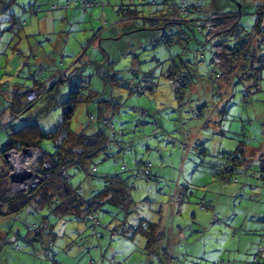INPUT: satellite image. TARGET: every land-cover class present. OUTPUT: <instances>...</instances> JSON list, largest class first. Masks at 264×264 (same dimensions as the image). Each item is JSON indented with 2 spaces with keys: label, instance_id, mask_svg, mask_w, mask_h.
Segmentation results:
<instances>
[{
  "label": "rangeland",
  "instance_id": "obj_1",
  "mask_svg": "<svg viewBox=\"0 0 264 264\" xmlns=\"http://www.w3.org/2000/svg\"><path fill=\"white\" fill-rule=\"evenodd\" d=\"M87 1L90 0H0L1 150L11 141L10 130L18 131L31 123H37L42 132L55 129L62 122L66 110L62 103L68 101L71 90L81 91L71 122L75 131H92L88 109L98 115L100 108L97 122L102 124L111 110L101 100L112 99L123 112L121 119L111 117L117 129L124 130L126 142L122 147L127 148L121 151L113 142L108 150L110 157L106 158L107 153L97 155L93 160L96 175L70 168V183L81 187L89 198L104 187L101 177L119 171L122 162L131 167L135 159L151 161L156 167L151 179L134 183V201L126 226L135 227L146 219L162 221L168 227L174 217L180 227L193 229H187L181 243L175 242L173 258L161 254L160 259L157 253L144 250L146 240L141 235H111L115 226L118 231L124 228L125 212L107 204L99 214L103 252L109 249L120 259L122 252H137L129 259L130 264H216L221 256L232 257L234 264H248L247 258L252 257L248 253L264 247L260 237L264 229V173L260 162L264 156V31L254 35L260 17L258 5L264 12V0H189L200 5V15L205 18L238 14L237 31L225 39L253 41L247 63L254 62L256 70L252 73L244 65L240 71L244 76H237L229 90L222 88L215 66L210 63V48L220 42L219 36L208 41L206 30L194 28L192 32L175 24L150 28V19L158 17L156 13L164 8L163 0H156V4L154 0H91L95 4L86 8ZM33 9L40 11L35 14ZM167 38L172 40L165 42ZM174 59L188 66L181 68L180 75L186 71L194 74L188 77L195 82L191 88L174 91L168 77ZM252 74L258 77L247 80L246 76L251 78ZM60 79L64 81L56 85ZM34 80L45 84V94L34 88L29 101L36 102L25 111L18 102L16 110L22 118L14 119L8 91L17 83L30 87L36 84ZM248 84L254 86L250 94L243 87ZM139 87L146 93L139 94ZM142 107L149 110L148 116L132 111ZM9 122L11 127L3 128ZM53 142L43 139L41 144L53 152ZM241 142L249 145L250 163L244 174L237 175L238 181L230 184L214 178L208 166L219 165L223 162L221 154L234 152ZM12 153L9 167H32L40 160L23 151ZM19 160L21 163L16 164ZM3 170L0 151V175ZM176 188L180 190L176 196L185 201L182 212L173 214L169 201ZM213 198L217 199L214 204L220 218L216 224L210 221L211 212L200 208V202ZM44 217H48L50 227L35 238L27 225L40 223ZM192 217L196 218L194 222ZM232 227L240 228L235 236ZM167 229L168 236L162 242L172 254ZM13 234L19 237L16 244L4 242ZM90 235L89 222L72 216L59 219L46 207L30 204L18 214L0 215V264H86L85 241L94 240ZM112 255L105 254L106 260L111 262Z\"/></svg>",
  "mask_w": 264,
  "mask_h": 264
},
{
  "label": "trees",
  "instance_id": "obj_2",
  "mask_svg": "<svg viewBox=\"0 0 264 264\" xmlns=\"http://www.w3.org/2000/svg\"><path fill=\"white\" fill-rule=\"evenodd\" d=\"M87 2L88 4L85 6L86 8H88V5L95 4L91 0ZM156 2L157 1L154 0L153 4H156ZM99 4L100 2H97V5ZM163 4L164 8L162 12L156 13L158 17L155 16L154 18L150 19L152 22V26L150 27L151 29H155L153 25L163 24L165 27H167L169 24H175L181 27L186 26L188 29H191L192 32H194V28H197L201 31L206 30L208 41H212L214 37L219 36L220 42L214 44L210 48L212 52L210 63L215 66L214 72L216 79L221 81L222 88L225 86L228 87L229 90L232 84L236 81L237 76H244L243 73H240L244 65L246 66L245 68L249 67L252 73L254 70H256L254 62H249V64L247 63V60L249 59V53L253 45L252 39L241 42H239V40L232 42L230 39H225L228 36H234L233 34L237 31L238 22L240 19L238 14H213L209 18H205L204 16L200 15V11H202L200 5L189 0H163ZM164 9L166 10V14L163 13ZM120 10L124 9L120 8ZM32 11L36 14L38 11H40V9H33ZM133 11L134 10H131V12ZM241 14L242 13L240 11V15ZM257 14L260 17L258 20V25L255 28L254 35L258 34L257 32L259 30L264 31V25H262V23H264V12L259 5ZM121 17L126 18V15L122 14ZM176 34L180 35V32ZM168 40H172V38H167L164 41L167 42ZM203 55L204 54H201L202 57H204ZM177 62L178 61L174 59L168 69V77L170 78L171 85L175 92H178L180 87L191 88L195 83L193 78H188L194 77L193 73L186 71L183 72V75H180V71L182 70L181 68L186 69L188 66H186L183 61H181L180 65L177 64ZM196 75H198V78H202L201 75ZM257 75L252 74L251 78L248 76L246 77L247 80H252L258 77ZM65 77H67V75ZM176 80L179 81V86L176 85ZM38 81L34 80L36 84H33L30 87L17 83L14 88L11 87L12 90L9 89L10 91L8 92H10L9 94L12 95V99L9 98V108L14 119L22 118L19 110H16V106L18 107L19 105L18 102L21 101L24 111L36 102L29 101V94L32 92V90H34V88L41 89L43 94H45V84ZM62 81H64V79L58 80L56 85ZM243 87L247 91V94L253 92L251 90L254 87L253 84L251 86L249 84L248 86L243 85ZM137 92L139 94H145L146 89L139 87ZM80 93V90H71L68 101L62 103V105L66 108L62 122L58 124L55 129L48 132H42L37 123H31L24 125L18 131H9L11 141L7 143L4 149L1 150L0 148L3 161L5 163V170H3L0 175V215L8 216L18 214L26 206L35 204L41 208L46 207L50 213L54 214L59 219L65 216H72L77 221L84 220L89 222L90 236H92L95 241V244L88 249V254H91L90 252L92 249L101 251L100 239L103 236L99 232V226L102 223L99 214L103 206L109 204L125 212V217L122 220L124 228L121 231H118L115 226L111 231L112 236L120 235L128 238H134L137 235H141L146 240V244L144 246V250L146 252L157 253L160 259L162 257L161 254H163V257L165 258H169V256L170 258L171 256L173 258L174 254H171V249H168L166 246L163 247L161 253H158L156 250L157 245L162 242L165 236H168L167 232L165 231L166 228H168V233H170V225L168 227H164L162 221H150L146 219H142L135 227H127L125 224L127 215L130 212V208L134 201V199H132L134 183L137 180H150L152 174L155 172L154 170L156 167L151 161L135 159L131 167L129 164L122 162L119 171H116V173L112 174H106V176L101 177L105 180L104 187L89 198H86L83 195L84 193L81 187H75L70 183L73 177L69 173L70 168L84 170L88 174L96 175L95 172L97 167L93 166V160L97 155L101 153H107L106 158L110 157L112 154H108V150L110 149L113 142L121 151L127 148L122 147L126 142L125 138L123 137L124 130L117 129L113 120L114 117H111L113 115L115 117H120L121 119L123 118V112L120 108L121 106L117 103H114L112 99L101 100V102L108 103V106L111 110L109 117L103 119V125L100 122H97V119H100L101 117V110L98 107V115L92 110L88 109V124L93 128L91 132H87V128L80 131H75L72 128V117L76 107L80 102ZM89 106H91V103ZM132 111L140 112L143 117L149 115V110L145 107L134 108ZM218 123H221V119L218 120ZM8 127H11L10 122L3 128ZM118 136L122 137L118 139ZM43 139L53 140L55 151H48L41 144ZM23 147H38L44 151V160H39L36 166L38 169L37 171L43 176V179L37 187L31 188L27 193H19L15 196H9L10 170L5 153L11 149L20 150ZM248 149L249 145L246 142H241L234 152L229 154L223 152L220 157L223 159V162H219V165L211 164V166H208L212 176L217 178V180L225 181L228 184L238 181L237 175L244 174L250 163V159L247 156ZM260 162L262 166L261 172L264 173V156ZM45 163H47L49 166L47 169H44ZM201 164H203V162H201ZM157 175L156 177H159ZM246 186L247 185L244 184L243 188L245 189ZM179 191L180 190L176 188L174 192L175 194L170 196L171 200L169 202L171 204V210L173 214L178 211L182 212L183 210V205L181 204L185 200L180 199V196L179 198L176 196L179 194ZM214 201H217V199L205 200V203L200 202L201 210H209L211 212L210 221L212 224L220 222V218L216 212L217 207H215ZM192 218V222H194L196 218ZM175 222L177 221L176 219L174 220L173 217L171 225L174 226L173 228L175 230L180 229L182 233L183 231L185 233L190 227L193 229L192 226H189V228L185 230V226L180 227V224L178 225ZM27 227L30 232H35V238H38L43 230L50 227V222L48 217H44L40 223L28 224ZM261 230H263V232H261L260 237L264 243V229L261 228ZM239 232V227H232V236H235ZM18 240V235L13 234L5 238L4 242L16 244ZM17 247L19 248L20 246L17 244ZM1 248L2 243L0 242V251ZM248 254L252 255L251 259L249 257L246 260L248 261V264H264V247L257 249L252 254ZM120 262L121 261L117 258L111 259L112 264H120ZM89 264H95V261L91 259ZM216 264H234V259H232V257L222 258L221 256L220 260L217 261Z\"/></svg>",
  "mask_w": 264,
  "mask_h": 264
},
{
  "label": "built area",
  "instance_id": "obj_3",
  "mask_svg": "<svg viewBox=\"0 0 264 264\" xmlns=\"http://www.w3.org/2000/svg\"><path fill=\"white\" fill-rule=\"evenodd\" d=\"M32 93V92H31ZM29 94V99L33 97L32 94ZM31 149L35 150L33 153L29 150H27V147H23L20 150L17 149H11L5 153V157L7 158L9 162L10 155L13 156V151L15 152H24L28 156H30L32 159L36 157H40V160H44L45 154L44 151L38 147H30ZM18 155H21L20 153H17ZM22 160V159H21ZM19 160L16 164L21 163ZM24 162V161H22ZM37 163L35 162L32 167L29 166H16L10 165L9 167V177H10V187H9V196H15L18 193H27L31 188L36 187L38 183L43 179V176L37 171ZM26 165V164H25ZM49 166L47 163L44 165V169H47ZM14 186H17L14 187ZM19 191V192H16Z\"/></svg>",
  "mask_w": 264,
  "mask_h": 264
},
{
  "label": "crops",
  "instance_id": "obj_4",
  "mask_svg": "<svg viewBox=\"0 0 264 264\" xmlns=\"http://www.w3.org/2000/svg\"><path fill=\"white\" fill-rule=\"evenodd\" d=\"M13 87V86H12ZM15 87V86H14ZM21 89V88H20ZM19 90V89H18ZM175 223H177V222H175ZM179 224V223H178ZM174 226L173 225H171V228H170V235H171V241H170V244H171V246L173 245V250H172V254H175V246H174V244H175V242L177 241L178 243H181L182 241H183V239L186 237L185 236V233H184V237H183V235H182V231L180 230V229H177V230H175L174 228H173ZM176 233L177 234H179L177 237H176ZM173 237V238H172ZM172 240H173V242H172ZM85 243H86V245H87V247H88V249H89V247L91 248L94 244H95V241L94 240H86L85 241ZM166 243L165 242H160L158 245L159 246H157L156 247V250H157V252L158 253H161V250L163 249V247L164 246H166L165 245ZM88 249H87V251L86 252H84V254H85V257H84V259L86 260V264H89L90 262H91V259H93L94 261H95V264H112L111 262H109V261H107L106 260V256L107 255H109V253L112 255V251H110L109 249H108V251L105 253V252H103V247H102V245H101V251H99V250H97V249H94V251L92 252V250H91V254H88ZM171 249V248H170ZM96 252V253H95ZM127 252V251H126ZM103 253V254H102ZM106 254V256H105V254ZM102 254V255H101ZM134 254H138L137 252H133L132 253V251H130V252H127V253H124V252H122L121 253V255H122V258L124 257V260L125 259H127L126 261H124L123 260V262L121 261V259L119 258V257H116V256H111V258L110 259H114V258H117L118 260H120L121 262H120V264H130L129 262V259L132 257V255L134 256ZM93 255H96L95 257H93ZM97 255H99V256H97ZM139 264H140V262H139Z\"/></svg>",
  "mask_w": 264,
  "mask_h": 264
},
{
  "label": "bare ground",
  "instance_id": "obj_5",
  "mask_svg": "<svg viewBox=\"0 0 264 264\" xmlns=\"http://www.w3.org/2000/svg\"><path fill=\"white\" fill-rule=\"evenodd\" d=\"M17 158V157H16Z\"/></svg>",
  "mask_w": 264,
  "mask_h": 264
}]
</instances>
